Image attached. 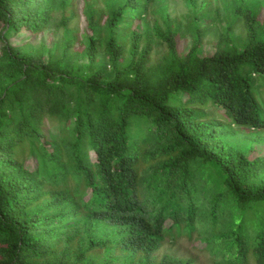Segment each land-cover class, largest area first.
<instances>
[{
	"label": "trees",
	"instance_id": "1",
	"mask_svg": "<svg viewBox=\"0 0 264 264\" xmlns=\"http://www.w3.org/2000/svg\"><path fill=\"white\" fill-rule=\"evenodd\" d=\"M221 1L201 55L165 0L87 2L84 32L72 0H0V264H193L154 256L179 238L264 264V154L222 133L264 129V0ZM58 9L60 42L33 44Z\"/></svg>",
	"mask_w": 264,
	"mask_h": 264
},
{
	"label": "rangeland",
	"instance_id": "2",
	"mask_svg": "<svg viewBox=\"0 0 264 264\" xmlns=\"http://www.w3.org/2000/svg\"><path fill=\"white\" fill-rule=\"evenodd\" d=\"M204 0H197L196 7H200L201 3ZM207 11L208 16L202 18L200 15L196 18L195 14H197V8L194 10L191 6L188 5L186 0H165L168 3L167 13L169 17L172 19H177L181 23V31L178 34L179 47L181 51L186 52L191 45V32L188 28L191 22L197 21L199 23V27L202 30V44L199 47V53L201 55H210L215 51V43L219 39L223 26L225 24V20L222 16L223 10L220 8L222 5L221 0H208ZM73 8L75 11V18L71 22V26H77L79 32L86 31V12L91 13L92 11L86 8L85 4L88 2L92 4L93 7L91 9L96 8H104V0H72ZM91 5V6H92ZM217 8H220L217 13ZM65 13L58 9L54 13V18L42 32L35 35L30 41L33 44H44L47 47H54L61 40V32L63 30L60 23L62 21V17ZM135 28H140L136 23L134 24ZM188 28V29H187ZM236 33L240 32V29L237 27L235 29ZM23 33L12 37L11 42L14 44H20L23 42L22 37ZM25 37V36H24ZM52 47V48H53ZM166 47L163 42L154 44V48L152 50L153 57H159L163 51H165ZM255 91L259 95L260 98V89L259 85L254 86ZM207 112L213 113V116L221 119L219 116L220 110H214L211 108L205 109ZM225 122V121H224ZM240 131L233 133L231 131H226L227 129H222V133L227 138L228 142L231 144H240L245 149L252 148L256 146V149H252L248 152L250 157H254L255 155L264 154V138L262 135L264 134V129L260 131L251 130L249 132L248 129L238 128ZM50 130L55 132L57 130V126L55 123L50 125ZM203 245L198 244L196 239L187 240L186 238H179L177 241L167 240L163 243V246L154 253V256L157 259H161L164 255H170L173 257L179 258H193V264H220L218 261V257L206 249V247H202ZM252 264V263H250Z\"/></svg>",
	"mask_w": 264,
	"mask_h": 264
}]
</instances>
